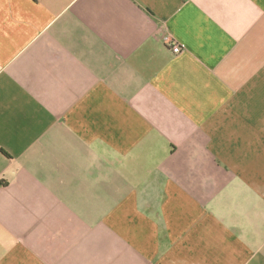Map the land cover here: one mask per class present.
I'll use <instances>...</instances> for the list:
<instances>
[{"label":"crops","instance_id":"0c3cea01","mask_svg":"<svg viewBox=\"0 0 264 264\" xmlns=\"http://www.w3.org/2000/svg\"><path fill=\"white\" fill-rule=\"evenodd\" d=\"M0 264H264V0H0Z\"/></svg>","mask_w":264,"mask_h":264},{"label":"built area","instance_id":"2783aa9c","mask_svg":"<svg viewBox=\"0 0 264 264\" xmlns=\"http://www.w3.org/2000/svg\"><path fill=\"white\" fill-rule=\"evenodd\" d=\"M165 40L167 41V43H169L170 46H172V51L174 54H179L184 49V47L182 45L178 44L177 42H175L172 39V37H167V38H165Z\"/></svg>","mask_w":264,"mask_h":264}]
</instances>
